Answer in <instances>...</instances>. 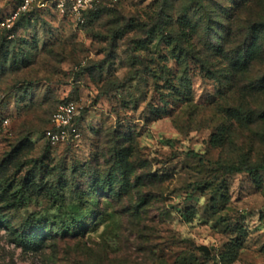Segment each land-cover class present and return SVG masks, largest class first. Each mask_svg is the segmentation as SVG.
Masks as SVG:
<instances>
[{"label":"rangeland","instance_id":"374dc122","mask_svg":"<svg viewBox=\"0 0 264 264\" xmlns=\"http://www.w3.org/2000/svg\"><path fill=\"white\" fill-rule=\"evenodd\" d=\"M91 10L0 26V264H264V0Z\"/></svg>","mask_w":264,"mask_h":264},{"label":"built area","instance_id":"2783aa9c","mask_svg":"<svg viewBox=\"0 0 264 264\" xmlns=\"http://www.w3.org/2000/svg\"><path fill=\"white\" fill-rule=\"evenodd\" d=\"M100 0H19L12 11L1 18L0 26L11 29L14 21L21 14L28 15L33 9L55 7L62 15L68 16L78 25L86 21L87 13ZM77 107L74 102L67 101L58 105L50 117L49 127L44 132V138L49 146L68 144L76 141L79 136L77 125ZM7 124V119L1 122Z\"/></svg>","mask_w":264,"mask_h":264},{"label":"trees","instance_id":"16d2710c","mask_svg":"<svg viewBox=\"0 0 264 264\" xmlns=\"http://www.w3.org/2000/svg\"><path fill=\"white\" fill-rule=\"evenodd\" d=\"M237 5V4H236ZM91 11H89L86 15V17L90 14L91 15ZM28 15H19L17 17V19L15 20V22L13 23V26L11 27V29L9 30H3V38L5 41L9 42L10 40H12L15 36V27L17 25V23H19L21 20H24L27 18ZM261 32H263L264 30V22L263 23H259L258 26H256ZM217 51L219 50L218 48L216 49ZM226 173L231 174V173H235V172H244V173H254L257 171H264V165H256V166H239V167H235L233 165L230 166H226L224 167Z\"/></svg>","mask_w":264,"mask_h":264}]
</instances>
